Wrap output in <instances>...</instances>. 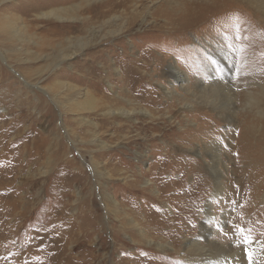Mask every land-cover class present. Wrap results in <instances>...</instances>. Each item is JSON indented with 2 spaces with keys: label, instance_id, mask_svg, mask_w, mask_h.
Listing matches in <instances>:
<instances>
[{
  "label": "rangeland",
  "instance_id": "rangeland-1",
  "mask_svg": "<svg viewBox=\"0 0 264 264\" xmlns=\"http://www.w3.org/2000/svg\"><path fill=\"white\" fill-rule=\"evenodd\" d=\"M90 1L0 0V264H193L184 240L264 264V15L235 0ZM61 8L75 29L38 17ZM208 43L231 50L230 71ZM169 63L188 83L165 98ZM208 203L222 248L200 235ZM138 229L169 250H147Z\"/></svg>",
  "mask_w": 264,
  "mask_h": 264
},
{
  "label": "bare ground",
  "instance_id": "bare-ground-1",
  "mask_svg": "<svg viewBox=\"0 0 264 264\" xmlns=\"http://www.w3.org/2000/svg\"><path fill=\"white\" fill-rule=\"evenodd\" d=\"M13 0H3V4H8V3H11ZM87 2V4H89L91 1L90 0H85ZM202 1H205V0H202ZM209 1V0H207ZM236 2H240V3H243L245 6H247V8H250L251 10H253L255 13H259L261 15H264V0H235ZM226 3V2H225ZM102 4V3H101ZM135 4V3H134ZM136 5V4H135ZM213 5V4H212ZM222 6V5H221ZM212 7V6H211ZM216 7V6H215ZM213 7V8H215ZM79 8V5H76L73 9H78ZM87 8V7H86ZM93 8H96V7H88L87 10H92ZM98 8V7H97ZM204 9V8H202ZM217 9V8H216ZM68 9H51L45 13H42V14H39L38 17L39 18H53L55 21H57L58 23V26L57 28H59L60 30H63L64 29V22H68V21H71V24L68 23L66 25H69L70 28L72 29H75V22L76 20H78L77 18H73V17H70L69 15H67V11ZM196 10V9H195ZM194 11V10H193ZM211 11V10H210ZM215 11V9H214ZM213 11V12H214ZM210 13V12H209ZM100 14V13H99ZM101 15V14H100ZM189 15V17L192 16V18H189L190 20L193 19V17L196 16L195 12H191V11H188V13L185 15L187 16ZM209 15V14H208ZM256 15V14H255ZM197 17V16H196ZM204 17V16H203ZM205 18V17H204ZM115 20V18L113 19ZM187 21H189L187 19ZM196 21V20H194ZM202 21V20H201ZM112 22V20H108L107 22H105V24H108ZM196 23V22H194ZM264 25V24H263ZM122 28L117 30V31H114V32H109V36H117L119 34H122ZM58 33H60V31H58ZM106 42V41H105ZM90 44V43H89ZM77 45L78 47H80V50L79 52L88 47V43H86V41H82V39H78L77 40ZM222 45V44H221ZM221 45H216V44H205V47H206V51L208 52V55L211 57V59L213 60L214 64L218 66H221L222 69H224V71H230L229 70V67L233 64L232 62V58L231 56H233V53L231 52V50H229L228 48H225ZM208 47V48H207ZM78 53V52H77ZM75 53H71V54H68L65 56V58L67 57H71L73 56ZM257 66V65H256ZM256 69V68H255ZM139 70V69H137ZM257 70V69H256ZM142 72V71H141ZM207 72L209 73V81H210V85L213 86L212 88H216V89H219L221 90V88H224V86H226L223 82V84L217 80V78H215L213 75H211L213 73L212 71V68L210 69V67L207 68ZM216 72V71H215ZM226 73V72H225ZM150 74V73H149ZM215 74V73H214ZM207 75V74H206ZM161 76V75H160ZM208 76V75H207ZM224 76V74H223ZM150 77V76H149ZM225 77V76H224ZM223 77V78H224ZM124 78V77H123ZM155 78V77H154ZM165 78H169L171 81L169 82L168 84V87H161L162 91H163V94H164V97L165 98H171L175 95V86L177 84L178 87H183L185 85V83H188V77L185 75V73L183 71H181L177 66L169 63L166 67V75H165ZM226 78V77H225ZM144 79V78H142ZM159 79V78H158ZM153 80V79H152ZM173 80V81H172ZM225 80V79H223ZM141 81V80H140ZM208 83V82H207ZM26 84V83H25ZM27 86H29L28 84H26ZM61 86H63L62 83H60ZM209 85V86H210ZM196 87L198 88H204L205 85L203 84V82H199L198 84L195 85ZM59 87V86H58ZM71 87V86H70ZM111 88V87H110ZM62 89V88H61ZM67 90V89H66ZM44 91V90H43ZM222 91H229V88H224L222 89ZM47 93V92H46ZM162 94V95H163ZM89 96V94H87ZM91 97V96H90ZM92 101L89 102V105L90 107H88L87 109H89L90 111L94 112V111H97V102L98 100L96 99H91ZM114 99H105V102H102V104L99 106V108H103L104 111L102 113V115L105 117V118H110L112 117L113 115H115V112L112 111V110H108V106H110V103L113 102ZM124 100V99H123ZM53 101V100H52ZM85 102H88L87 100H85ZM55 104V103H54ZM101 111V110H100ZM127 112L125 110H122L121 111V116L122 115H125ZM98 114V113H97ZM120 114V113H119ZM171 120V118H168ZM169 120V121H170ZM149 127V126H148ZM120 128V127H119ZM145 130V129H144ZM153 133V132H152ZM202 133V131H201ZM204 133V132H203ZM156 135V134H155ZM157 136V135H156ZM158 137V136H157ZM152 138V137H151ZM155 138V137H154ZM202 139V138H201ZM210 141V139H209ZM212 141V139H211ZM208 142V141H207ZM217 143V142H215ZM102 143H100L101 145ZM205 149L208 151V152H212L213 150V153H214V157L216 158L215 161L218 162L220 165H222V155H221V152H220V147L218 146V144H212V143H207V145H205ZM103 149L106 148V145L102 146ZM101 148V149H102ZM198 148V146H197ZM199 149V148H198ZM201 150V149H200ZM207 152V153H208ZM201 153V152H200ZM220 155V156H219ZM205 156V155H203ZM205 158V157H204ZM212 159V158H211ZM213 161V160H212ZM209 164V163H208ZM210 165V164H209ZM205 168V167H204ZM207 168V167H206ZM94 170H96V168L94 167ZM220 169L218 168L216 171L220 172L219 171ZM202 171V170H201ZM95 173L97 171H94ZM197 172H199L197 170ZM202 173V172H201ZM200 173V174H201ZM217 173V172H215ZM221 173V172H220ZM220 173H217L215 174L214 176V191H213V196H212V199L209 201V202H212V200L216 199V198H219L223 192V181H222V177H221V174ZM97 174V173H96ZM99 176V175H98ZM128 176V175H127ZM131 180H133L131 178ZM135 180V179H134ZM133 180V181H134ZM126 184V183H125ZM125 186V185H124ZM153 188V187H152ZM145 189V187H144ZM150 190V189H149ZM104 198V202H103V205H104V208L107 210V207H108V203L110 205V209H111V212L113 214H116L117 212H122L119 210L118 208V205L117 203L115 202V200H113L110 196L106 195ZM161 198V197H160ZM158 198V199H160ZM105 202H108L107 204ZM206 214H205V218H204V221L202 224H200V235L202 236V238L205 240V243H207V246H211L213 245L214 247H217V248H222L221 245L219 244H216V241L214 242L213 240H208L210 239L212 233H214V231L209 227V223H212L213 221V213L211 211V203H208L207 206H206ZM205 211V210H204ZM125 217V216H124ZM119 218V217H118ZM127 219V218H126ZM124 220V219H123ZM126 221V220H125ZM137 221V220H136ZM124 223V222H123ZM129 223L132 224L135 227L136 226V223L131 219L129 218ZM162 223V222H160ZM139 224V223H138ZM146 224V223H145ZM144 225V224H143ZM162 225V224H161ZM176 226V225H175ZM122 228V227H121ZM130 228V227H129ZM132 228V227H131ZM157 228V227H156ZM161 229V228H160ZM139 230V229H138ZM145 230V229H144ZM153 230V229H152ZM140 232V236L141 238L143 239V242H144V246L147 250H155V251H159V252H165L167 250H169V245H164V244H161V243H158V242H155L154 240L155 239H151V237L147 234H145L143 232V230H139ZM182 232V231H181ZM147 233V232H146ZM150 233V232H149ZM164 234V233H163ZM171 234V233H170ZM165 235V234H164ZM152 236V235H151ZM178 236V235H177ZM164 237V236H163ZM173 237V236H172ZM179 237V236H178ZM138 239V238H137ZM116 240V239H115ZM157 240V239H156ZM184 240V239H183ZM136 240H134L135 242ZM179 241V240H178ZM166 242V241H165ZM180 242V241H179ZM200 241L199 240H184V243L182 245V247L180 248V252L181 254L185 255L187 258L191 259V262L193 264H219L218 262L221 261L223 264H239L236 260V258L233 257V255H230V254H227V251H225L223 254H220L218 256H214L212 254L209 253V247L208 249L205 247V245L201 246V244L199 243ZM118 243V242H117ZM116 244V243H115ZM222 244V243H221ZM171 246V245H170ZM178 246V245H177ZM179 247V246H178ZM176 251V250H175ZM221 252V251H220ZM222 253V252H221ZM229 253V252H228ZM234 253V252H233ZM258 253V252H257ZM238 257V256H237ZM239 260V259H238ZM145 264V263H144ZM242 264V263H241Z\"/></svg>",
  "mask_w": 264,
  "mask_h": 264
},
{
  "label": "snow or ice",
  "instance_id": "snow-or-ice-1",
  "mask_svg": "<svg viewBox=\"0 0 264 264\" xmlns=\"http://www.w3.org/2000/svg\"><path fill=\"white\" fill-rule=\"evenodd\" d=\"M243 231V230H241ZM244 243H249V240L247 237L244 238ZM245 251L247 252L248 250L245 249ZM248 258H249V264H252V253L251 252H248Z\"/></svg>",
  "mask_w": 264,
  "mask_h": 264
}]
</instances>
